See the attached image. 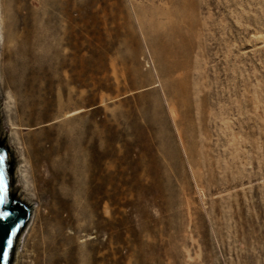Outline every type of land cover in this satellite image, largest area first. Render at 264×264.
<instances>
[{"label":"rangeland","instance_id":"rangeland-1","mask_svg":"<svg viewBox=\"0 0 264 264\" xmlns=\"http://www.w3.org/2000/svg\"><path fill=\"white\" fill-rule=\"evenodd\" d=\"M5 8L3 76H19L0 104L30 186L35 143L71 175L59 188L80 206L64 227L79 264H264V0Z\"/></svg>","mask_w":264,"mask_h":264},{"label":"bare ground","instance_id":"bare-ground-1","mask_svg":"<svg viewBox=\"0 0 264 264\" xmlns=\"http://www.w3.org/2000/svg\"><path fill=\"white\" fill-rule=\"evenodd\" d=\"M7 14L8 9H0V93L6 91L7 86L10 87L12 84H15V78L19 76L17 74L11 79H6L3 76L2 64L5 49L2 27ZM10 82L12 83L11 85ZM12 87L14 88V85ZM10 113L9 102L8 100H4L0 104V117L2 120L3 116L6 118L10 129L8 132L1 130L0 139L3 140L8 152L12 151L14 158H16V165L13 169L14 194L21 202L32 207L31 215L25 228V232H27L26 243L23 246L22 252H19V246H17L12 264H24L22 263V259H25L26 253L29 252L27 241L31 239L29 237L32 236L37 223L39 226L41 221H43V226L40 225L41 227L38 228L40 236H35L38 240L32 245V252H30L32 253L31 264H79L81 258L76 255V248L74 246L75 236L72 233L67 234L64 231V227L65 222L68 220H77V216L74 213H80V206L77 202L69 201L59 188V183L69 182L71 175L52 158L53 153H56V148L49 145V148L45 149L41 144L35 143L31 176L33 185L30 186L23 169V155L19 149L20 144L15 131L16 126L11 121ZM45 142L50 143L49 140ZM104 157V151L100 150L98 160L102 161ZM66 162V160L63 161L64 164ZM98 169L101 171V174L99 175L97 189L101 193L102 199L105 196V175L101 164ZM92 189L94 190V187ZM42 199H45L46 203H42ZM69 204L72 206L71 210L67 208ZM42 209H47L46 214L42 213Z\"/></svg>","mask_w":264,"mask_h":264},{"label":"water","instance_id":"water-1","mask_svg":"<svg viewBox=\"0 0 264 264\" xmlns=\"http://www.w3.org/2000/svg\"><path fill=\"white\" fill-rule=\"evenodd\" d=\"M13 161L7 148L0 144V264H12L17 240L25 228L32 207L11 192ZM10 241V243H9ZM7 253L5 256L4 253Z\"/></svg>","mask_w":264,"mask_h":264},{"label":"snow or ice","instance_id":"snow-or-ice-1","mask_svg":"<svg viewBox=\"0 0 264 264\" xmlns=\"http://www.w3.org/2000/svg\"><path fill=\"white\" fill-rule=\"evenodd\" d=\"M9 243H10V241H9ZM4 255L6 256V255H7V253L5 252V253H4Z\"/></svg>","mask_w":264,"mask_h":264},{"label":"trees","instance_id":"trees-1","mask_svg":"<svg viewBox=\"0 0 264 264\" xmlns=\"http://www.w3.org/2000/svg\"><path fill=\"white\" fill-rule=\"evenodd\" d=\"M0 144H1V142H0Z\"/></svg>","mask_w":264,"mask_h":264}]
</instances>
